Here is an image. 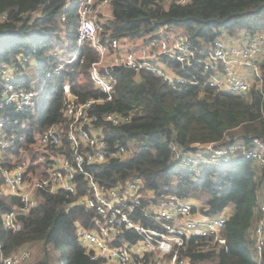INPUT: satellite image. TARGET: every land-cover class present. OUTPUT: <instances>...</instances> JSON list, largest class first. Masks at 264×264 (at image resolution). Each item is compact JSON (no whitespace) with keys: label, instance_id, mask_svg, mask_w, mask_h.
<instances>
[{"label":"trees","instance_id":"trees-1","mask_svg":"<svg viewBox=\"0 0 264 264\" xmlns=\"http://www.w3.org/2000/svg\"><path fill=\"white\" fill-rule=\"evenodd\" d=\"M67 1L0 0V64L18 65L20 56L35 59L31 69L19 66L22 82L27 86L32 79H41L56 61L54 48L65 47L69 55L75 47L77 0H70V7L65 9ZM160 24L183 27L195 43L210 42L223 29L236 36L254 34L264 29V0H189L185 4L174 1L168 8L162 0H114L113 17L105 22L104 34L134 36ZM83 53V62L68 65L61 77L50 80L48 97L30 114L34 122L40 123L34 125L29 142L33 131L41 132L53 122L66 121L61 112L60 87L65 76L74 83L78 101L103 95L90 80L77 81L80 72L89 76L90 64L97 58L89 43L84 44ZM202 70L199 63L185 65L178 73L187 82L170 84L149 71H142L138 77L134 69L116 66L112 70L117 78L113 99L95 105L91 112L98 115L109 147L114 149L118 142L124 143L131 154L125 158L112 156L90 169L102 185L116 179L141 181L145 189L155 192V198L172 193L195 196L201 202L196 207L207 214L230 209L223 230L227 245L203 252L192 243L190 264H264V258L261 263L253 259L254 242L250 236L262 180L251 160L240 157L230 163L205 164L198 175L181 166L171 151L173 142L185 151H205L204 146L195 144L208 142H250L254 137L264 142V63L262 85L246 95L216 90L206 84ZM194 75L197 82L188 81ZM107 112L132 116L128 123L115 125L105 120ZM64 141L67 142L65 138ZM85 193L89 189L80 180L76 193L40 190L38 204L29 213L18 215L21 228L16 231L4 228L3 215L20 199L0 195V243L5 254L27 244H40L41 253L33 264H97L78 238L76 223L91 225L93 220L91 211L73 203Z\"/></svg>","mask_w":264,"mask_h":264},{"label":"built area","instance_id":"built-area-1","mask_svg":"<svg viewBox=\"0 0 264 264\" xmlns=\"http://www.w3.org/2000/svg\"><path fill=\"white\" fill-rule=\"evenodd\" d=\"M162 1L168 8L174 1L185 4L189 0ZM76 3L75 47L69 55L65 47L56 50V61L41 79H32L29 86L22 82L19 68L36 64L28 56H20L18 65L0 64V195L20 199L19 204L3 215L4 228L13 231L21 228L18 215L29 213L38 204L40 190L64 189L76 193L80 180L87 185L89 193L80 195L73 203L91 211L93 220L91 225L76 223L78 238L97 264H190L192 243L203 252L226 246L223 230L230 209L207 214L196 207L191 197L172 193L155 198V192L145 189L141 181L116 179L107 185L100 184L90 167L112 156L125 158L131 153L124 143L118 142L114 149L109 147L98 115L91 111L95 105L113 99L117 78L112 70L116 66L134 69L138 77L142 71H149L176 84L187 82L178 70L199 63L206 84L216 90L250 94L255 86L262 85L264 29L237 40L219 35L210 42L197 43L176 24H160L139 35L112 37L104 34V24L113 17L114 0H77ZM69 7L70 0L65 9ZM65 16L60 21L61 33H64ZM85 43H89L97 58L90 64L89 76L80 72L77 81L90 80L103 95L78 101L74 83L70 76H65L60 87L61 112L66 121L53 122L41 132L33 131L29 142L34 125L40 123L34 122L30 114L48 97L51 79L61 77L68 65L84 61ZM188 81L197 82L196 75ZM131 116V113L107 112L105 120L119 125L128 123ZM195 145L206 150L185 151L182 145L171 144L173 158L195 174H201L205 164L230 163L240 157L250 159L254 166L264 170V142L259 137L250 142L241 139L222 145L214 142ZM259 191L261 197L254 206L250 236L254 242L253 259L261 263L264 176ZM33 245L5 254L0 243V264H28L34 259Z\"/></svg>","mask_w":264,"mask_h":264},{"label":"crops","instance_id":"crops-1","mask_svg":"<svg viewBox=\"0 0 264 264\" xmlns=\"http://www.w3.org/2000/svg\"><path fill=\"white\" fill-rule=\"evenodd\" d=\"M223 31V33L221 34L222 36H224V37H226V38H228L229 40H237L238 38H240L241 36H243V35H241V36H236V35H232V34H229L226 30H222ZM256 168H257V170H258V175L260 176V177H263L264 176V170L259 166V165H256L255 166ZM258 197L260 198L261 197V191H259L258 190Z\"/></svg>","mask_w":264,"mask_h":264},{"label":"rangeland","instance_id":"rangeland-1","mask_svg":"<svg viewBox=\"0 0 264 264\" xmlns=\"http://www.w3.org/2000/svg\"><path fill=\"white\" fill-rule=\"evenodd\" d=\"M63 50H65V49H63ZM55 48L52 50V52L53 53H55ZM30 70V69H29ZM57 79L56 78H54L53 79V81L52 82H54V81H56ZM191 199L196 203V204H201V202L200 201H198L197 200V198L195 197V196H193V197H191ZM33 247H34V259L31 261V262H29L28 264H33L36 260H37V258L39 257V254L41 253L40 251V249H41V245L40 244H34L33 245Z\"/></svg>","mask_w":264,"mask_h":264}]
</instances>
